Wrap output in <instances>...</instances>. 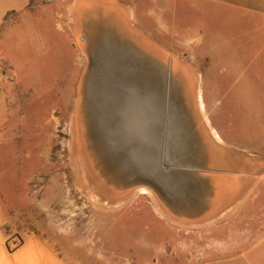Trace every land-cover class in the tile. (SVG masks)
Masks as SVG:
<instances>
[{"label": "rangeland", "instance_id": "374dc122", "mask_svg": "<svg viewBox=\"0 0 264 264\" xmlns=\"http://www.w3.org/2000/svg\"><path fill=\"white\" fill-rule=\"evenodd\" d=\"M41 8L11 14L0 35L24 85L17 145L7 146L8 155L19 158L2 161L0 169V189L6 183L19 190L2 191L10 228L51 219L60 231L90 227L101 216L97 231L113 237L119 252L128 251L137 264H264V224L248 225L250 232L258 229L242 256H176L182 237L192 238L193 225L181 224L184 219L264 216V192L258 206L240 207L239 154L226 159L212 143L207 93L197 96L192 79L184 88L177 79H155L171 70L161 60L183 54L177 34L163 33L168 48L139 47L136 42H154L128 23L124 30L103 31L79 10L54 16ZM176 8L180 22L193 20L190 6ZM145 72L154 78L145 80ZM146 120L163 129L160 142L146 135ZM247 132L250 140H264V124L250 122ZM167 245L168 255L160 250Z\"/></svg>", "mask_w": 264, "mask_h": 264}, {"label": "crops", "instance_id": "0c3cea01", "mask_svg": "<svg viewBox=\"0 0 264 264\" xmlns=\"http://www.w3.org/2000/svg\"><path fill=\"white\" fill-rule=\"evenodd\" d=\"M45 1L34 7L32 0H0V35L11 14L18 16L41 7L54 16L62 10L68 15L79 10L82 17H95L103 31L124 30L122 26L128 23L133 31L144 33L145 38L155 44L136 42L139 47L168 48L162 43L166 39L163 33L175 32L183 54L175 55L172 61L161 60L167 68L171 63V70L160 72L155 79L182 81L178 88H184L185 80L192 79L197 96L207 93L211 111L207 117L210 126L206 121L205 125L212 143L227 154L226 159L232 160L239 154L240 192L244 197L240 207L258 206L264 192V140L248 139L247 129L250 122L256 128L264 124V0ZM177 6L183 9L190 6L195 15L193 20L180 22ZM190 30L193 37L187 36ZM156 42L161 44L156 45ZM148 55L154 53L149 51ZM145 74V80L154 78L151 72ZM129 78H137V75ZM23 94L24 85L15 63L7 58L0 42V169L2 161L19 158L17 152L8 155L7 146L9 142L14 148L17 145ZM201 103L205 105L204 100ZM146 128V135L160 142L163 129L147 120ZM179 130L177 124L178 144ZM4 184V189H0V264H137L136 257L132 258L128 251L119 252L113 237L97 231L103 222L101 216L95 217L90 227L77 224L60 231L51 219L48 225L43 223L42 226L38 220L32 227L10 228L12 213L2 191L8 194L19 190L17 185L10 189ZM198 217L181 221L183 225H193L192 232L187 233L192 238L182 237L180 245L183 247H177L176 256H242L245 241L258 229L252 228L250 232L248 225L264 224L263 215H225L206 220ZM160 250L169 254L168 245ZM143 257L145 253L140 254L142 260Z\"/></svg>", "mask_w": 264, "mask_h": 264}, {"label": "bare ground", "instance_id": "6f19581e", "mask_svg": "<svg viewBox=\"0 0 264 264\" xmlns=\"http://www.w3.org/2000/svg\"><path fill=\"white\" fill-rule=\"evenodd\" d=\"M144 192H146V190H144Z\"/></svg>", "mask_w": 264, "mask_h": 264}]
</instances>
